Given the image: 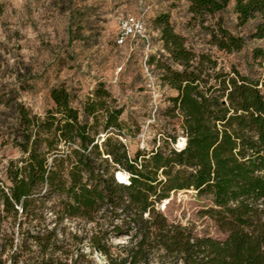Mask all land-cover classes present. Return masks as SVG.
Instances as JSON below:
<instances>
[{
	"label": "trees",
	"instance_id": "1",
	"mask_svg": "<svg viewBox=\"0 0 264 264\" xmlns=\"http://www.w3.org/2000/svg\"><path fill=\"white\" fill-rule=\"evenodd\" d=\"M185 1L203 18L232 0ZM234 9L239 25L255 21L250 36L259 43L247 72L197 53L167 14L156 18L168 60L150 61L175 94L151 149L132 152L121 139L128 137L124 110L103 83L79 106L65 85L52 87L54 106L44 116L15 97L10 141L23 156L10 159L0 176V225L20 214L42 218L46 201L57 197L47 207L54 221L91 223L89 244L105 264H264V0H235ZM211 40L226 52L245 45L221 24ZM184 190L210 201L204 214L224 238L168 220L160 204ZM112 236L128 240L115 245ZM31 238H0V264H95L58 227Z\"/></svg>",
	"mask_w": 264,
	"mask_h": 264
},
{
	"label": "rangeland",
	"instance_id": "2",
	"mask_svg": "<svg viewBox=\"0 0 264 264\" xmlns=\"http://www.w3.org/2000/svg\"><path fill=\"white\" fill-rule=\"evenodd\" d=\"M235 0L214 15L195 18L185 0H0V176L10 159L22 158L10 141L15 122V97L33 112L45 115L54 106L50 90L65 85L76 96L75 105L84 101L99 83L108 88L116 105L123 108L127 144L151 149L158 136V124L175 91L162 80L157 59L168 60L163 49L156 18L167 14L176 32L186 38L197 53L216 58L220 66H237L247 72L252 48L259 42L251 38L255 21L238 24ZM144 14L146 36L131 37L124 45L116 42L119 22L128 15ZM218 24L245 38L241 51L226 52L212 43V30ZM156 58L151 62V57ZM182 136L176 146H181ZM57 197L46 201L42 218L19 215L0 225V238L15 232L16 240L32 243V234L58 227L65 239L81 248L95 264L106 259L89 244L91 223L64 219L58 223L49 210ZM210 201L193 190L174 192L159 208L168 220L187 226L197 235L224 238L226 233L206 214ZM57 224V225H56ZM128 236L114 237L117 245ZM1 243V240H0Z\"/></svg>",
	"mask_w": 264,
	"mask_h": 264
},
{
	"label": "built area",
	"instance_id": "3",
	"mask_svg": "<svg viewBox=\"0 0 264 264\" xmlns=\"http://www.w3.org/2000/svg\"><path fill=\"white\" fill-rule=\"evenodd\" d=\"M146 12L143 11V14L140 16L137 15H128L124 19L119 22V30L116 38V42L118 45H124L127 40L131 37H145L146 36V21L144 18V14ZM121 139L127 143V137L122 136ZM181 146L185 145L186 139L184 137L181 138ZM121 174H118V177L121 178Z\"/></svg>",
	"mask_w": 264,
	"mask_h": 264
},
{
	"label": "bare ground",
	"instance_id": "4",
	"mask_svg": "<svg viewBox=\"0 0 264 264\" xmlns=\"http://www.w3.org/2000/svg\"><path fill=\"white\" fill-rule=\"evenodd\" d=\"M181 145V144H180Z\"/></svg>",
	"mask_w": 264,
	"mask_h": 264
}]
</instances>
